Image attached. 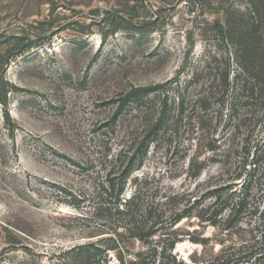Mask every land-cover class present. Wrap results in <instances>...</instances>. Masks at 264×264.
Instances as JSON below:
<instances>
[{
  "label": "rangeland",
  "instance_id": "1",
  "mask_svg": "<svg viewBox=\"0 0 264 264\" xmlns=\"http://www.w3.org/2000/svg\"><path fill=\"white\" fill-rule=\"evenodd\" d=\"M260 2L0 0V264H70L121 225L113 197L184 214L175 228L209 239L177 244L188 262L259 235L256 182L225 230L264 133L234 114L238 47L216 24Z\"/></svg>",
  "mask_w": 264,
  "mask_h": 264
},
{
  "label": "trees",
  "instance_id": "2",
  "mask_svg": "<svg viewBox=\"0 0 264 264\" xmlns=\"http://www.w3.org/2000/svg\"><path fill=\"white\" fill-rule=\"evenodd\" d=\"M260 1L261 7L250 14L247 21H241L237 30L230 21L216 24L218 33L222 36L227 33L238 47L240 71L235 75L237 81L234 82L236 84L234 89L238 94L235 107L232 109L234 114H238L240 107H247L241 121L244 125L252 123L253 133L259 127L264 133V2ZM229 87L227 85V88ZM254 150L249 164L253 165L250 172L251 181L248 186V182L244 186L246 193L224 220L225 230L230 236L234 234L238 236L234 224L247 208L246 196L250 195L248 190L251 189L253 182H256L259 191V203H264V134L259 136ZM245 165L246 162L244 167ZM140 201L139 195H133L125 201L113 197L111 202L115 213L122 217L121 225L112 229L110 235L106 237L84 241L70 248L66 252L70 264H112L111 252L114 253L118 264H264V210H261L259 205L255 206L256 210L252 212L253 215H258V219H262V225L257 226L259 235H253V232L240 228V233H250L252 237L246 239L243 234L238 242H232L230 245L222 243L221 250L212 251L208 257L205 253H195L191 257V262H188L175 253L177 244L189 238L206 247L209 239L195 238L189 231L175 228L185 217L184 214L166 217L163 213L146 211L147 209L141 211ZM219 216L221 215L217 212L212 217L199 218L217 226Z\"/></svg>",
  "mask_w": 264,
  "mask_h": 264
}]
</instances>
